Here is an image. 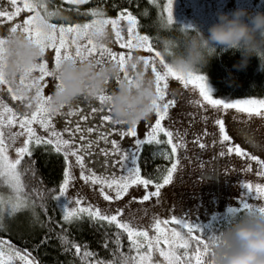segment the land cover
<instances>
[{
  "label": "snow or ice",
  "instance_id": "6c2138e0",
  "mask_svg": "<svg viewBox=\"0 0 264 264\" xmlns=\"http://www.w3.org/2000/svg\"><path fill=\"white\" fill-rule=\"evenodd\" d=\"M88 0H69V3L82 5ZM156 4V0H151ZM173 0H167L164 3L160 0L162 13L166 14L165 27L171 28L174 25V17L172 10ZM7 7H0V27H4L11 23V27L7 30L8 35L0 36V85H6L7 91L11 94L12 100H18L21 103L27 101L25 105L31 108L33 102L35 108L30 115L20 113L9 107L0 99V128L4 126L19 125L22 130L14 133L15 136H26L23 145L15 149L16 158L11 159L8 155V146L5 144L3 132L0 131V188H7L10 194L5 196L0 192V229L3 227V220L6 217L13 216L23 210L31 209L35 216V208L38 206L36 201L31 198L30 194L25 193L24 184L22 183V175L31 171L35 161H31L28 168L22 173L19 166L22 165L25 157L31 158L34 155V147L48 146L56 154H62L65 162L62 182L58 185L57 194L52 196V200L62 211V220L68 224L73 222H81L85 217L90 221L107 222L108 225H115L116 229L122 230L127 234L129 242V251L134 255L125 253L122 248L120 232L115 233L116 250L113 253L114 259L111 261L96 260V253L89 251L81 252V245L71 242L66 235L60 236L62 244H70L75 249V254L80 257L83 264H159L153 261V253H159L163 257L164 264H214L217 251L228 246L222 237V231L205 232L201 226L195 221L188 218H177L172 216L168 219L154 218L151 228L155 235L150 236L147 230H138L130 226L128 222L119 220L122 209H117L115 214H104L98 207L92 204L84 206V198L79 194L70 200L66 197L72 181L76 179L73 169H79V179L89 184L94 189L98 186L99 193L105 201L113 202L122 200L129 193L133 186H144L145 189L149 185H153L155 191L147 192L142 197V201H148L150 197H159L161 189L173 182L174 173L177 171L180 160L177 156L179 148L184 145L179 141L173 143V132L162 126V121L169 114V109L175 106L174 99H168L165 102L166 89L170 86V80L179 81L185 87L191 85L194 89H198L199 96L202 100H196L195 104L200 107L204 106V102L214 110L227 111L236 109L238 112L255 113L257 116H264V99H236L228 101L224 98H214L207 87L206 78L203 74L196 71L182 72L174 68L170 62H167L161 51L157 50L148 34L141 35L136 31L138 26L137 17L131 12L124 10L118 13L115 19H93L90 23L72 24L65 26L50 23L49 18L56 15L47 9L46 0H7ZM43 11V15L41 14ZM22 13H31L27 15L22 22H16ZM92 15L102 17V11L93 10ZM121 21H126L127 38L123 35ZM111 25L114 33V42L119 45L121 50L114 51L113 48L101 43L97 44L92 38L93 31H106V26ZM18 31L25 34L27 39L35 44L41 52V56L29 67L21 71L20 84L28 90H35L34 96L26 94H17L13 90L11 83L4 75V66L7 59L8 41ZM143 49L150 56H141L136 59V63L132 64L135 71L139 63H143L144 69L149 67L154 76L155 96L152 100V112L155 113L156 119L149 126L144 138H136L138 136L136 124L128 126L125 129L116 128V125H125L123 121H116L112 117V112L107 101L111 98V90L104 87L99 93L93 97L81 96L76 99L77 106L73 110L71 104L68 105L69 111L64 113L62 109L65 105L61 104L57 108L51 107L52 96L45 95L44 89L47 86L45 81L52 78V83H56L57 87L61 85V81L56 72L62 61L71 60L73 63H79L85 59H92L97 66L106 63H116L119 65L120 74L116 78L128 80L131 84L134 80L128 74L127 65L132 60V50ZM51 51L54 57V66L46 59V53ZM157 61L160 69L157 68ZM33 72H38V76H32ZM2 91V90H0ZM86 100L89 103L92 100L99 101L100 105L105 104L108 107H91L90 116H96L102 112L107 114L100 117V126H85L80 121L89 122V117L80 115L79 120L68 119L76 116L83 110L79 107V102ZM63 117L65 126L62 130H57L56 118ZM205 122L207 117H204ZM218 126V138L216 134H210L205 128L201 135L195 137L193 144L198 145L200 149H205L208 145L202 141V137H212L211 143L221 146L222 150L219 156L235 154L236 157L246 158L247 161H255V175L264 178V159L257 155L250 154L245 151L239 144H232V137L226 131L225 120L218 118L214 121ZM34 124H38L47 136L37 135ZM74 125V126H73ZM111 128L112 131L108 129ZM67 133V137H65ZM96 135L93 136L92 134ZM113 133L118 134L119 139H110ZM167 137V140L160 139V134ZM135 138L134 147H122V141L125 138ZM103 141L104 146H100ZM171 146V153H166L160 149V153L165 159H172L171 167L167 168L166 174L162 176V183H154L153 179L145 178L141 175V166L139 159L142 148L145 145H163ZM110 145V147H109ZM97 156H103L100 161L101 170H95ZM253 165L247 163L242 169L245 173L253 172ZM244 191L240 192L238 197V209L241 216L244 214H264V206H255L250 203L247 197L253 199L264 200V183L242 182L239 184ZM35 196L43 200L44 192L40 189H33ZM114 193V195L112 194ZM135 199V198H133ZM75 206H71L72 204ZM44 208L45 214L47 209L43 204L39 205ZM38 220L39 217L37 216ZM51 218L49 217V220ZM169 225H172L169 227ZM107 235V234H106ZM41 243H46V239ZM109 241H105L104 247L107 249ZM163 245V246H162ZM70 249L66 248L65 251ZM119 252V256H116ZM211 257L209 262L206 258ZM38 264L31 252L24 249L16 248L10 241L0 238V264Z\"/></svg>",
  "mask_w": 264,
  "mask_h": 264
},
{
  "label": "rangeland",
  "instance_id": "374dc122",
  "mask_svg": "<svg viewBox=\"0 0 264 264\" xmlns=\"http://www.w3.org/2000/svg\"><path fill=\"white\" fill-rule=\"evenodd\" d=\"M69 3V0H62ZM167 3V0H166ZM47 9L49 12L53 10L60 11L54 6L49 5L47 2ZM76 5V4H74ZM7 0H0V7H7ZM237 7H246L250 11H262L264 8V0H173L172 10L174 21H178L183 26L186 24L195 25L200 30L207 33V28L210 24L216 21L217 15L220 12H231V10ZM55 13V12H54ZM31 13H22L21 17L17 18L16 22H22L27 15ZM43 15V11H41ZM184 14V17L182 16ZM49 18L50 23H55L58 26L63 24L65 26L72 24L90 23L93 19H115V17H95L91 16L88 21L81 23H56ZM185 18V19H184ZM186 21V23L184 22ZM126 21H121V27L123 29V35L127 38ZM11 27V23L4 27H0V36L8 35V29ZM137 31V29H136ZM106 32L108 34L107 39L103 42L109 47L113 48L114 51H125L119 48V45L114 42V33L112 32L111 25L106 26ZM15 35H23L24 33L18 31ZM91 38L97 43V41L91 36ZM132 59L141 56H150L151 53L145 52L143 49L132 50ZM46 59L49 60L50 64L54 66V57L51 51L46 53ZM157 68L160 69L157 61ZM7 70L5 61L4 71ZM127 71L130 76L135 78L136 72H143L147 79H151L154 82L155 92V81L154 76L151 73L150 67L145 70L143 63L137 65L134 71L129 64L127 65ZM20 71H17L15 76L9 79L6 77L14 91L17 94H26L28 96H34L35 90H28L26 87L20 84ZM38 72H33L32 76H38ZM121 78L123 74L121 73ZM170 80V86L166 89L165 102L168 99H174L176 101L175 106L169 109V114L162 121V126L173 132V143L178 141L184 145L183 148H179L177 156L180 160V165L177 171L174 173L173 182L169 185L164 186L161 189V195L159 197H150L148 201H142V197L147 192L155 191L153 185H149L147 189L144 186H133L130 188L129 193L120 201L108 202L103 199L99 193L98 186L94 189L89 184H85L84 181L79 179V169L74 168L73 172L76 177L72 181V185L69 187L66 197L70 200L74 199L77 194L84 198V206L92 204L98 207L104 214H115L117 209H122V214L119 216V220L122 222H128L130 226L138 230H147L150 236L155 235L154 230L151 228V224L154 218L168 219L172 216L177 218H188L195 220L201 227L205 225L219 221L226 220L232 222L239 219L241 216L240 210L238 209V197L241 191L239 184L242 182L264 183V178L257 177L255 175L256 162L247 161L246 158L236 157L235 154L219 156V152L222 150L221 146L217 143L213 145L211 143L212 137H202V141L208 146L205 149H200L198 145L192 143L196 136L201 135L205 128L210 134L215 133L218 138V126L215 125L214 121L218 118L225 120L226 131L232 133L235 141H231L232 144H239L245 151L250 154L257 155L261 159H264V150L253 148L254 143L257 147L264 149V116H257L255 113L249 115L248 113L238 112L236 109H229L225 111H217L211 109L206 102L204 106L200 107L195 104L196 100H202L199 96L198 89H194L191 85L185 87L179 81ZM52 78L46 79L45 84L47 85L44 89L45 95H53L54 89L57 87L56 83H52ZM118 81L112 80L105 87L111 90V93L117 88ZM207 87L210 89L212 94V87L206 79ZM0 99L4 103L8 104L14 110L20 113H27L30 115L31 111L35 108V103L31 108H27L25 105L28 103L24 101L21 103L18 100H12L11 94L7 91L6 85H0ZM72 109L74 110L77 106V101L71 103ZM79 107L83 111L78 113L76 116L69 117L68 119L79 120L80 115L89 117V122L85 124V121H80L85 126H100L101 130L104 129V125L100 123V117L107 114L102 112L96 116H90L91 107H103L107 108L108 105H100L99 101L92 100L90 103L86 100L79 102ZM68 105H66L62 111L67 113L69 111ZM204 117H207L205 122ZM156 119L155 113L151 112L148 118L140 120L136 124L138 136L136 138H144L145 133L149 130V126L154 123ZM57 130H62L65 126V120L63 117L56 118ZM74 126V125H73ZM128 124L116 125V128H123L126 130ZM33 127L37 131V135L47 136L45 132L38 124H34ZM234 129L239 130L238 135L233 133ZM112 131L111 128L108 129ZM3 132L5 144L8 146V155L11 159L16 158L15 149L23 145L26 136H15L14 133L22 131L19 125L4 126L0 128ZM93 136L96 134L93 133ZM162 136V138H161ZM67 137V133H65ZM160 138L167 140V137L161 133ZM110 139H119L118 134L113 133ZM135 138H125L122 141V147L129 148L134 147ZM258 144L262 145L259 146ZM100 146L103 147V141L100 142ZM110 147V145H109ZM170 149L171 146L169 145ZM104 159L103 156L96 157V163H100ZM169 160V159H167ZM172 162H174L172 160ZM247 163L253 165V172L245 173L242 171L246 167ZM95 170L100 169L95 167ZM207 172H222L223 175L230 181V184L217 192L212 189V186L206 185L204 181L200 180V177ZM155 183V182H154ZM0 192L4 193L5 196L10 194V190L7 188H0ZM114 195V193H112ZM135 198V199H133ZM248 201L255 206H264V200L253 199L251 196L247 197ZM71 206H75L73 203ZM26 209L23 211H27ZM25 214V213H24ZM27 215L32 216V212L28 211ZM26 216V214L24 215ZM6 217L3 220V227L7 221ZM172 225H169L171 227ZM163 246V245H162ZM153 261L164 264L163 257L159 256V253H153ZM16 264H19L17 261Z\"/></svg>",
  "mask_w": 264,
  "mask_h": 264
},
{
  "label": "trees",
  "instance_id": "16d2710c",
  "mask_svg": "<svg viewBox=\"0 0 264 264\" xmlns=\"http://www.w3.org/2000/svg\"><path fill=\"white\" fill-rule=\"evenodd\" d=\"M46 2L60 10L59 12L53 10L56 15H53L51 20L56 23L88 21L93 10L102 11L107 17H115L118 13L127 10L137 17V32L141 35L148 34L156 49L161 52L164 41L176 39L181 28L184 27L178 21H174L171 28L165 27L166 14H163L161 7L158 6L160 0H156V4H153L151 0H88L82 5H70L62 0H46ZM163 2L166 3V0ZM182 16L184 17V14ZM240 58L239 52L221 50L217 47V55L202 69L201 73L198 72L203 74L210 83L214 98H224L228 101L264 99V63H261L256 56H252L247 66L241 70L234 67ZM165 59L170 62L168 57L165 56ZM30 147H34V155L31 158L25 157L19 170L23 173L31 161H35L31 171L22 175V183L25 186V193L30 194L38 205L35 208L36 215L34 216L30 209L8 217L4 227L0 229V238L10 241L18 249L31 252L38 264H83L70 244H62L60 236L66 235L71 242L81 245V252L96 253L94 257L96 260L111 261L115 258L113 253L116 250V245L113 243L116 239L114 234L120 232L122 250L129 255H134L129 251L127 234L116 229L115 225L90 221L87 217L81 222L72 224L62 220V211L52 200V196L57 194L58 185L62 182L65 167L63 155L56 154L50 146L47 149L45 146L30 145ZM160 149L171 153L167 144L145 145L139 159L141 175L153 179L155 183H162V176L172 164V159H165ZM33 189L44 192L43 200L35 196ZM40 204L47 209L46 214L44 208L39 206ZM28 211L32 212V216L27 215ZM232 222L219 220L201 228L205 232L223 231ZM45 239L46 243L42 244L41 241ZM106 240L109 241L107 249L103 246ZM66 248L70 250L65 251ZM116 256H119V252H116ZM206 259L211 261L210 256Z\"/></svg>",
  "mask_w": 264,
  "mask_h": 264
},
{
  "label": "clouds",
  "instance_id": "9594fccd",
  "mask_svg": "<svg viewBox=\"0 0 264 264\" xmlns=\"http://www.w3.org/2000/svg\"><path fill=\"white\" fill-rule=\"evenodd\" d=\"M97 44L107 39V32L93 31ZM221 50L239 52L240 60L234 65L244 69L248 60L256 56L264 63V11H250L237 7L231 12H220L215 22L207 28V34L192 24L181 28L176 39L164 41L162 55L179 71L201 73L210 60ZM7 70L4 75L11 79L41 56L40 49L23 35H14L7 44ZM136 63V58L128 62ZM56 72L61 85L54 89L51 107L69 105L78 97H93L120 74L119 65L112 62L101 64L92 59L79 63L62 61ZM155 96L154 82L143 72H136L133 82L120 78L107 104L112 117L129 126L146 119L152 112ZM228 246L217 251L214 264H264V214H244L222 231Z\"/></svg>",
  "mask_w": 264,
  "mask_h": 264
},
{
  "label": "flooded vegetation",
  "instance_id": "af4514ba",
  "mask_svg": "<svg viewBox=\"0 0 264 264\" xmlns=\"http://www.w3.org/2000/svg\"><path fill=\"white\" fill-rule=\"evenodd\" d=\"M233 133L235 134H239V130L238 129H234ZM231 137H232V141H235L234 136L232 135V133H228ZM238 139L242 140V137H239L238 135ZM238 142V141H235ZM259 146H262L260 144H258ZM253 148L256 149H262V147H257L256 144L254 143V145L252 146ZM96 168L101 170V164L97 163ZM202 180L204 181V183L212 186V188L215 189V191L219 192L221 191L223 188L227 187L230 184V181L223 175L222 172H207L204 173V175L202 176Z\"/></svg>",
  "mask_w": 264,
  "mask_h": 264
}]
</instances>
